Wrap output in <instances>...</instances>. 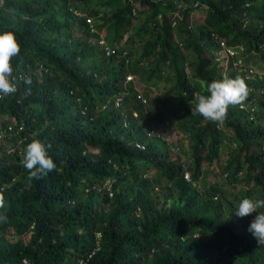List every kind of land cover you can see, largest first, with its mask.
<instances>
[{"label":"trees","instance_id":"obj_1","mask_svg":"<svg viewBox=\"0 0 264 264\" xmlns=\"http://www.w3.org/2000/svg\"><path fill=\"white\" fill-rule=\"evenodd\" d=\"M0 2L20 46L16 91L0 94V264H264L255 213L232 215L264 199V0ZM212 33L238 58L222 62ZM137 76L164 83L149 108ZM224 77L248 94L213 122L194 97ZM172 129L187 148L167 143ZM32 140L56 165L39 178L21 164ZM221 158L240 197L206 182Z\"/></svg>","mask_w":264,"mask_h":264},{"label":"clouds","instance_id":"obj_2","mask_svg":"<svg viewBox=\"0 0 264 264\" xmlns=\"http://www.w3.org/2000/svg\"><path fill=\"white\" fill-rule=\"evenodd\" d=\"M19 51L15 34L7 30L0 31V94L7 95L16 91L10 60ZM24 83L30 84L31 80L25 78ZM206 91L207 94H197L194 97L193 106L196 113L213 122L224 120L228 107L240 104L248 94L247 85L238 77L212 80L207 84ZM21 164L35 178L56 167L45 145L38 140H32L25 145ZM257 209H264V199L244 197L234 207L232 215L244 217L255 213L247 230L258 243H264V212H258ZM3 218V214H0V219Z\"/></svg>","mask_w":264,"mask_h":264},{"label":"rangeland","instance_id":"obj_3","mask_svg":"<svg viewBox=\"0 0 264 264\" xmlns=\"http://www.w3.org/2000/svg\"><path fill=\"white\" fill-rule=\"evenodd\" d=\"M202 18H203V13L202 12H200V8H199V10L198 11H194V13H193V15H192V18H191V20H193V22H199V21H201L202 20ZM137 45V44H136ZM138 47V49H140V43H138V45H137ZM212 51H214V54H218V57L221 59V56H220V53H219V51H217V50H215V49H212ZM235 57H236V59L238 58V56H239V52L238 51H236L235 52ZM218 58V59H219ZM227 60L226 59H224V61H222V62H226ZM218 63H220L221 64V62L220 61H218ZM252 63V62H251ZM135 85H136V87L138 88V90L139 91H143V92H145L146 94H148L149 95V97H150V100H149V102H148V105H147V107L149 108V107H151L152 106V104H153V96H154V94H155V92H156V89L157 90H159V88L160 87H162V84H164L163 83V81L161 82H158V84H157V86H154V85H148L146 82H142V81H140L139 80V77L137 76V80L135 79ZM145 87H149L150 88V90H148V91H146V89H145ZM3 116H0V122H2L3 121ZM168 131V133L166 134H164L165 135V137L167 138V143L172 147H174L175 145H176V143H178L179 145H183V147L184 148H187V145H188V143H187V138L186 137H184V136H182V135H180V133H177V131L175 130V129H172V130H167ZM4 144H6V145H8V146H10L11 145V142H9V139H4ZM223 151V150H222ZM177 153H179L180 155L181 154H183V153H181V151H179V152H177ZM225 154V151H223L222 152V155H224ZM182 157L181 158H183V157H185L184 156V154L183 155H181ZM219 162H223V159L221 158L217 163H215V164H213V166H211V167H208L206 170H207V179H206V182H212V181H215V182H217V184H219L220 186H224V188H225V190H226V192H228V193H231V194H234V196H239L240 197V195L242 194V192H239V190H241V189H239L238 187H236L235 185H229V184H226V177L224 176V174H222L221 172H220V170H219V168H218V163ZM241 188V187H240ZM217 249V248H216ZM222 249H223V247H222ZM215 253H217V250H215L214 251Z\"/></svg>","mask_w":264,"mask_h":264},{"label":"built area","instance_id":"obj_4","mask_svg":"<svg viewBox=\"0 0 264 264\" xmlns=\"http://www.w3.org/2000/svg\"><path fill=\"white\" fill-rule=\"evenodd\" d=\"M1 3V2H0ZM87 22L88 23H91V20L90 19H87ZM93 30V29H92ZM212 39L216 42V44L223 50L224 54H225V59L227 60L230 56H233L236 52V50L233 48V47H228L225 43V41L222 39V38H219L216 34L212 33ZM98 44L102 45L103 48H104V52L106 55H111V54H114L115 53V49L110 47L109 45H107L105 43V41L100 38L98 40ZM219 58V57H218ZM220 59V58H219ZM132 76L129 75L126 77L127 80L131 79ZM242 107V106H241ZM155 134V130H152L148 133V136H151ZM157 134H159L157 132ZM138 147H141L143 148L144 146L143 145H140V144H137ZM185 178H188V173L185 172Z\"/></svg>","mask_w":264,"mask_h":264}]
</instances>
